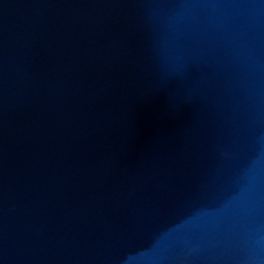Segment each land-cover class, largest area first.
<instances>
[{
	"label": "water",
	"instance_id": "95a60500",
	"mask_svg": "<svg viewBox=\"0 0 264 264\" xmlns=\"http://www.w3.org/2000/svg\"><path fill=\"white\" fill-rule=\"evenodd\" d=\"M0 264H264V0H0Z\"/></svg>",
	"mask_w": 264,
	"mask_h": 264
}]
</instances>
